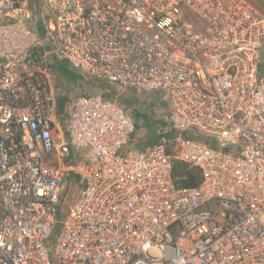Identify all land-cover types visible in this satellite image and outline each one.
Instances as JSON below:
<instances>
[{
	"label": "built area",
	"instance_id": "built-area-1",
	"mask_svg": "<svg viewBox=\"0 0 264 264\" xmlns=\"http://www.w3.org/2000/svg\"><path fill=\"white\" fill-rule=\"evenodd\" d=\"M51 55L159 93L171 134L132 147L126 109L78 96L69 144L83 170L67 167ZM175 161L200 183L178 186ZM0 264H264V14L249 0H0Z\"/></svg>",
	"mask_w": 264,
	"mask_h": 264
},
{
	"label": "crops",
	"instance_id": "crops-1",
	"mask_svg": "<svg viewBox=\"0 0 264 264\" xmlns=\"http://www.w3.org/2000/svg\"><path fill=\"white\" fill-rule=\"evenodd\" d=\"M47 46L43 49H37L34 53V57L36 61L41 64L43 61L42 54L47 51ZM49 63L52 68V72L49 76L50 83L52 90L55 94L56 98V114L54 119L57 121L58 124V130L60 132V135L62 136V140H60V147H65L69 150L68 155L66 156V159L64 160V165H66L69 168H74L76 171H82L83 170V164L80 163L82 161V157L78 152H75L71 145L69 144L70 139V132H69V117L71 115V112L73 110V102L71 100L77 98L78 96L82 95H88V94H100L103 96H107L110 98L111 95L116 98V102L120 104L124 109H126L132 116L133 114L132 107H127L125 104L122 103V98H127L131 100V102L134 103V92L130 88L125 89H118L114 86L110 85L107 82H91V78H87L80 74L78 71L74 70L70 65L65 64L62 62L56 55H51L49 58ZM54 68H57L58 70H54ZM62 72L61 75L58 73ZM112 87V90L109 91V89L104 88V86ZM72 94V98L70 97V104L71 105H65V101L62 100V94L70 95ZM109 94V95H108ZM134 108V104H133ZM64 117L66 120L58 122L57 118ZM134 118V117H133ZM138 129V128H137ZM137 130L135 134L132 136L131 146L136 147L138 149H147L153 144H155L158 140V137L160 135H157L153 137L152 135H146L143 138L137 137ZM69 136V138H68ZM61 152H56L52 156L50 165H59V156ZM69 180H72L73 182H76L77 176L73 174V172H70L67 174L66 178V194H70V182Z\"/></svg>",
	"mask_w": 264,
	"mask_h": 264
},
{
	"label": "rangeland",
	"instance_id": "rangeland-1",
	"mask_svg": "<svg viewBox=\"0 0 264 264\" xmlns=\"http://www.w3.org/2000/svg\"><path fill=\"white\" fill-rule=\"evenodd\" d=\"M252 5L258 9L261 13L264 14V0H249ZM44 1H40L38 3V7L44 5ZM45 12L40 10V14L44 15ZM44 24L43 19L39 17L38 19V32L36 30V37L39 41V45L37 46V49H43L47 46L49 48V44L47 43L46 37L44 35ZM36 29V28H35ZM54 70H58L57 68H54ZM59 75L62 74V72L58 73ZM91 82H98L95 79L91 78ZM104 88H108L109 91L112 90V87L104 86ZM115 91L114 89L112 90ZM109 95V94H108ZM62 100L65 101V105H71L70 97L72 98V94L65 95L62 94ZM113 100L116 101V98H114L113 95L110 96ZM73 102V100H71ZM122 103L125 104L127 107H132L131 112L134 117V121L136 122L137 126V137L143 138L146 135H152L153 137L159 135L161 131H165L168 128H171V124L169 122V111L170 107L167 105V103L163 102L161 100V95L159 93L155 94H146V95H136L134 94V103L131 102V100L125 98H122ZM134 104V108H133ZM60 115V118H57L58 122L66 120V118L62 117ZM161 134V133H160ZM171 145V143H170ZM70 182V195L65 199V203L62 209L63 213H68V215L71 214L74 202L76 200V197L79 193V185L77 182H73L72 180H69ZM71 198H74V201H70ZM154 255L157 254V251L154 250L152 252Z\"/></svg>",
	"mask_w": 264,
	"mask_h": 264
},
{
	"label": "trees",
	"instance_id": "trees-1",
	"mask_svg": "<svg viewBox=\"0 0 264 264\" xmlns=\"http://www.w3.org/2000/svg\"><path fill=\"white\" fill-rule=\"evenodd\" d=\"M164 132L171 134L172 128H168L167 130L161 131L160 133ZM174 175L177 178L176 184L178 186L194 187L200 183L201 180L199 169L193 168L188 164L179 161H175Z\"/></svg>",
	"mask_w": 264,
	"mask_h": 264
},
{
	"label": "water",
	"instance_id": "water-1",
	"mask_svg": "<svg viewBox=\"0 0 264 264\" xmlns=\"http://www.w3.org/2000/svg\"><path fill=\"white\" fill-rule=\"evenodd\" d=\"M68 138H69V136H68Z\"/></svg>",
	"mask_w": 264,
	"mask_h": 264
}]
</instances>
